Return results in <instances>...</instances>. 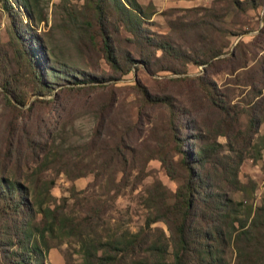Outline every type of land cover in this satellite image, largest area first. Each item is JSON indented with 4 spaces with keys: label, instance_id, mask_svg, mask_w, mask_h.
Wrapping results in <instances>:
<instances>
[{
    "label": "trees",
    "instance_id": "trees-1",
    "mask_svg": "<svg viewBox=\"0 0 264 264\" xmlns=\"http://www.w3.org/2000/svg\"><path fill=\"white\" fill-rule=\"evenodd\" d=\"M87 1L94 19L81 20L73 14L69 24L78 42L86 39L98 45L110 66L121 73L130 69L133 58L112 36L107 23L110 17L133 34V41L146 45L141 56L148 66L154 63L156 50L171 62L184 64H201L222 52L218 46L195 55L163 34L150 35L143 26L145 13L137 0ZM0 6L9 19L7 36L0 39V104L18 114L7 124L6 136L0 141V264H47L50 238L62 234L76 236L82 264H264V196L255 201L254 180L243 181L239 174L244 159L259 158L264 149V131L260 133L264 122L263 61L249 68L244 80L250 85L247 93L234 101L205 74L194 77L203 93L197 108L144 86L143 104L163 106L167 116L149 127L146 136L151 144L140 152L142 160L141 154L136 157V149L124 142L122 132L110 143L114 129L102 131V142L89 151L101 156L96 173L111 174L113 193L110 195L107 184V195L117 196L113 194L128 184L136 186L150 157L157 158L176 182L171 189L155 177L139 195L145 210L143 223L135 230L119 225L111 228L103 225L108 198L84 197L86 211L74 216L58 204H50L48 195L38 189L48 164L61 158L56 156L59 145L53 153L49 138L42 140L36 103L51 99L38 94L52 93L53 98L55 85L61 82L67 84L61 86L63 89H80L84 87L77 85L80 82L100 77L52 55L29 22L35 16L31 0H0ZM202 26L197 35L208 45L210 38L204 31L210 28L209 21ZM239 47L236 45L232 58ZM239 59L246 66L243 56ZM32 94L37 96L30 101ZM203 108L207 113H202ZM218 135L225 141H219ZM41 151L43 157L38 162ZM134 158L137 171L131 177ZM80 160L74 159V164L79 165ZM30 161L38 165L29 169ZM158 221L165 226L154 224ZM100 226L106 227L105 236L97 232Z\"/></svg>",
    "mask_w": 264,
    "mask_h": 264
},
{
    "label": "rangeland",
    "instance_id": "rangeland-1",
    "mask_svg": "<svg viewBox=\"0 0 264 264\" xmlns=\"http://www.w3.org/2000/svg\"><path fill=\"white\" fill-rule=\"evenodd\" d=\"M137 1L144 10L143 26L150 35L163 34L175 45L195 55H204V50L218 46L222 52L201 64L193 61L184 64L182 61L171 62L167 56H160V50H156L154 63L148 66L141 56L146 45L133 41V34L110 17L107 23L112 36L118 39L116 43L125 49V54L132 53L133 58L130 69L121 73L110 66L98 45L86 39L78 42V35L69 24L73 14L81 20L94 19L90 1L31 0L35 16L29 20L55 58L79 71H89L100 77L98 81L80 82L77 85L84 86L80 89H63L61 86L67 84L61 82L55 85L54 91L57 92L53 98L52 93L38 94L42 99H51L36 103L42 140L49 138L47 142L53 144V153L56 145H59L56 156L61 157L46 162L49 164L42 173L38 189L48 195L50 204H58L66 213L74 216L86 211L84 197L108 198L103 225L111 228L128 226L132 230L144 220L145 210L138 201L144 187L155 177L171 189L175 188L176 182L167 175L157 158L150 157L145 161V173L140 182L133 188L128 184L113 194L117 196L110 197L113 193L109 181L111 174L99 170L96 173L101 156L96 157L89 151L91 146L95 148L102 142V131L114 129L110 143L122 132L124 142L132 145L136 149L135 156L141 154L142 160L140 152L151 144L146 136L149 127L154 120H164L167 116L165 107L143 104L141 89L144 86L152 92L170 94L176 102L197 108L198 104H202L203 93L194 77L205 74L213 85L229 93L234 101L247 93L250 85L244 80L249 68L258 61L264 62V0H254L257 1L255 4L251 0ZM23 19L28 18L24 16ZM206 20L210 25L204 31L210 38L208 45L201 42L197 35V30L203 27ZM8 21L7 13L0 6V39L7 36ZM238 44L237 56L232 58ZM150 50L154 54L151 47ZM239 56L246 60V66L242 65L241 59L238 60ZM93 84L96 86L91 87ZM36 96L32 94L30 101ZM16 113L0 104V141L5 138L9 127L7 124L14 119V115H18ZM202 113H207V109L203 108ZM263 131L264 122L260 133ZM217 139L225 141L223 135H218ZM43 153L40 152L38 162L42 160ZM74 159H81L77 161L79 165L74 164ZM134 161L131 177L137 171L135 158ZM38 162L30 161L29 169ZM239 174L243 181L254 180L252 195L258 202L264 196V149L257 159L246 157ZM116 176H120V172ZM107 184L110 195L106 192ZM154 224L165 226L160 221ZM104 226L97 230L101 236L106 235ZM93 234L97 235L95 231ZM50 239L52 246L45 256L47 264H82L80 242L76 236L62 234Z\"/></svg>",
    "mask_w": 264,
    "mask_h": 264
}]
</instances>
